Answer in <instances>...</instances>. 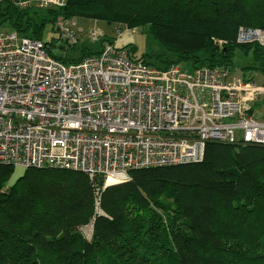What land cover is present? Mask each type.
I'll list each match as a JSON object with an SVG mask.
<instances>
[{
	"label": "trees",
	"instance_id": "obj_1",
	"mask_svg": "<svg viewBox=\"0 0 264 264\" xmlns=\"http://www.w3.org/2000/svg\"><path fill=\"white\" fill-rule=\"evenodd\" d=\"M57 15L149 27L163 48L157 58L122 49L160 70L233 69L241 49L254 59L244 70L264 74V48L237 44L241 27L264 30V0H67L59 12L0 0V30L30 38L44 41L48 24L57 33ZM15 171L0 163V264H264V145L211 141L200 162L133 170L109 187L80 171L30 168L13 179Z\"/></svg>",
	"mask_w": 264,
	"mask_h": 264
},
{
	"label": "built area",
	"instance_id": "obj_2",
	"mask_svg": "<svg viewBox=\"0 0 264 264\" xmlns=\"http://www.w3.org/2000/svg\"><path fill=\"white\" fill-rule=\"evenodd\" d=\"M6 1L31 11L67 6ZM55 27L62 45L79 43L78 18L57 15ZM127 30L119 27L117 36ZM105 37L89 33L94 44ZM237 44L264 48V30L241 27ZM58 56L42 40L0 32V163L80 171L94 181L104 177L109 187L128 181L133 170L200 162L211 141L264 145V83L257 74L160 70L110 41L78 63ZM84 231L92 236L93 226Z\"/></svg>",
	"mask_w": 264,
	"mask_h": 264
},
{
	"label": "rangeland",
	"instance_id": "obj_3",
	"mask_svg": "<svg viewBox=\"0 0 264 264\" xmlns=\"http://www.w3.org/2000/svg\"><path fill=\"white\" fill-rule=\"evenodd\" d=\"M31 16L38 19L40 22L45 19L44 13H31ZM78 25L80 28L79 43L75 46L74 49H67L62 50L60 48H52L54 54L63 55L66 54L68 57L72 58H79L81 54V50L84 47H87L91 51H98L101 50V42L99 41L97 44L92 43L89 40V33L93 31H99L101 34L100 40L103 36H107L110 40L115 42L116 47L124 48V47H134L135 54L138 58L142 57L144 54H148L153 58H157L159 54L162 53L163 48L157 43L149 33V27H137L134 29H130L124 31L121 36H117L118 28H128L125 25H108L102 21H95V20H87L78 18ZM9 30L8 27L3 28L0 30L7 31ZM44 43H52L54 40H58V33L53 31V25L48 24L43 36ZM59 47V46H58ZM254 66V59L253 54L250 52L246 55L241 49H237L235 55L233 57V65H232V72L235 77H241V75L245 76H254V70H244V68L253 67ZM243 70L245 72H243ZM252 71V72H251ZM257 83L261 84L264 83V74L257 73L256 76ZM16 168V167H15ZM24 170L20 168H16L15 176L13 179H16L20 174H22Z\"/></svg>",
	"mask_w": 264,
	"mask_h": 264
},
{
	"label": "water",
	"instance_id": "obj_4",
	"mask_svg": "<svg viewBox=\"0 0 264 264\" xmlns=\"http://www.w3.org/2000/svg\"><path fill=\"white\" fill-rule=\"evenodd\" d=\"M116 185V184H115ZM110 186H112V185H110ZM108 187V186H107Z\"/></svg>",
	"mask_w": 264,
	"mask_h": 264
}]
</instances>
